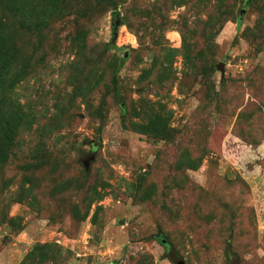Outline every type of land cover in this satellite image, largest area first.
Listing matches in <instances>:
<instances>
[{
    "label": "rangeland",
    "instance_id": "1",
    "mask_svg": "<svg viewBox=\"0 0 264 264\" xmlns=\"http://www.w3.org/2000/svg\"><path fill=\"white\" fill-rule=\"evenodd\" d=\"M0 34V264H264V0H0Z\"/></svg>",
    "mask_w": 264,
    "mask_h": 264
},
{
    "label": "trees",
    "instance_id": "2",
    "mask_svg": "<svg viewBox=\"0 0 264 264\" xmlns=\"http://www.w3.org/2000/svg\"><path fill=\"white\" fill-rule=\"evenodd\" d=\"M2 35L0 34V76H1V78L2 79H4V80H6L9 76H10V74H11V69H13L12 68V66H15L16 68L18 67L19 68V66H18V63L16 64L15 62H14V59H15V57H14V55L16 56V58H17V54L18 53H14L13 51H12V48H11V45H12V42L10 41V40H8L7 38V36H2ZM7 39V40H6ZM14 53V54H12V53ZM12 56V57H11ZM17 68V69H18ZM21 71V70H20ZM20 71H18L17 73H19ZM6 90V89H5ZM4 90V91H5ZM0 101H1V95H0ZM157 239L165 246V247H167L168 245H167V242H166V240H165V238H163L162 237V235L161 234H159L158 236H157ZM169 250H170V248H168V250H167V254L169 253ZM176 253V252H175ZM169 256V255H168ZM170 257V256H169ZM171 259V258H170ZM171 261L173 262V264H175L174 263V261L171 259Z\"/></svg>",
    "mask_w": 264,
    "mask_h": 264
},
{
    "label": "water",
    "instance_id": "3",
    "mask_svg": "<svg viewBox=\"0 0 264 264\" xmlns=\"http://www.w3.org/2000/svg\"><path fill=\"white\" fill-rule=\"evenodd\" d=\"M221 66L219 68L222 70ZM93 159H94L93 153L87 155V157L83 161L84 166L87 168L90 164V161H92ZM168 255L174 261L175 264H185L184 260L181 257H179L173 250L170 249Z\"/></svg>",
    "mask_w": 264,
    "mask_h": 264
}]
</instances>
